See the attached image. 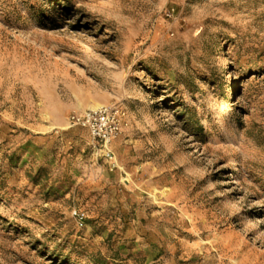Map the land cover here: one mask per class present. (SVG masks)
<instances>
[{
    "label": "rangeland",
    "instance_id": "374dc122",
    "mask_svg": "<svg viewBox=\"0 0 264 264\" xmlns=\"http://www.w3.org/2000/svg\"><path fill=\"white\" fill-rule=\"evenodd\" d=\"M0 264H264V0H0Z\"/></svg>",
    "mask_w": 264,
    "mask_h": 264
},
{
    "label": "built area",
    "instance_id": "2783aa9c",
    "mask_svg": "<svg viewBox=\"0 0 264 264\" xmlns=\"http://www.w3.org/2000/svg\"><path fill=\"white\" fill-rule=\"evenodd\" d=\"M73 123L88 128L93 138L108 147L111 142L122 132L123 111L111 105H102L83 114H73ZM110 155V151H107Z\"/></svg>",
    "mask_w": 264,
    "mask_h": 264
},
{
    "label": "bare ground",
    "instance_id": "6f19581e",
    "mask_svg": "<svg viewBox=\"0 0 264 264\" xmlns=\"http://www.w3.org/2000/svg\"><path fill=\"white\" fill-rule=\"evenodd\" d=\"M96 107H98V106H93L94 109H95Z\"/></svg>",
    "mask_w": 264,
    "mask_h": 264
}]
</instances>
